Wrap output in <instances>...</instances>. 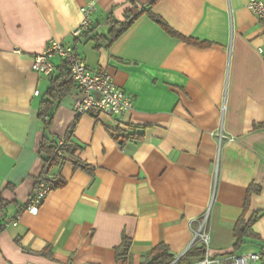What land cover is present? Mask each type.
<instances>
[{"label":"crops","instance_id":"1","mask_svg":"<svg viewBox=\"0 0 264 264\" xmlns=\"http://www.w3.org/2000/svg\"><path fill=\"white\" fill-rule=\"evenodd\" d=\"M152 1L0 0V264H144L160 244L175 263L200 246L192 233L207 212L211 258L262 252L264 264V25L247 0H158L151 12L196 46L140 14ZM92 2L91 29L74 38ZM136 15L109 41L110 22ZM53 40L108 73L132 110L76 117L74 86L45 130L41 103L62 61L48 79L31 67ZM115 131L131 138L121 146ZM69 135L82 149L47 175L65 186L27 214L42 140ZM243 213L259 217L235 249Z\"/></svg>","mask_w":264,"mask_h":264},{"label":"built area","instance_id":"2","mask_svg":"<svg viewBox=\"0 0 264 264\" xmlns=\"http://www.w3.org/2000/svg\"><path fill=\"white\" fill-rule=\"evenodd\" d=\"M246 8L264 25V0H247ZM97 8L95 3H89L81 9L82 20L79 27L73 32L74 38H80L87 33L92 26V19ZM60 59L69 70L70 78L77 92L73 96L74 113L76 117L83 116H115L121 117L130 112L133 108L131 96L120 90L114 83L113 78L102 70L90 69L84 59L78 55L73 46H66L57 41H50L44 52L36 56L32 63V71L47 79L54 74L53 59ZM35 96L39 93L35 92ZM49 117L45 116L44 121L48 122ZM60 142L56 145L59 149L64 147ZM60 156V153H58ZM47 177L39 178L34 190L25 204L24 211L27 214L36 215L41 205L45 202L53 187L48 183ZM208 212L200 221L198 230L193 234L190 246L199 244L204 248V257L201 264H258L262 252L244 255H228L222 259H213L209 254V235L207 234ZM18 217L11 223L15 225Z\"/></svg>","mask_w":264,"mask_h":264},{"label":"trees","instance_id":"3","mask_svg":"<svg viewBox=\"0 0 264 264\" xmlns=\"http://www.w3.org/2000/svg\"><path fill=\"white\" fill-rule=\"evenodd\" d=\"M158 0H153L149 4V8L147 10L141 11L140 14L145 13L151 20L152 22L156 23L159 25L163 31H165L169 36L172 38L179 39L183 41L184 43L187 44H193L196 46H204V44L197 43L191 39H187L173 31L166 23L163 21L159 16L153 14L151 12V8L153 5ZM138 15L134 17H126V21L121 23V22H110V28H109V41L115 40L117 37H119L133 22ZM90 31V30H89ZM88 31V32H89ZM87 32V33H88ZM87 33L82 35L81 37L85 36ZM80 37V38H81ZM77 38V39H80ZM58 69V75L51 79L49 81V86L45 94V99L41 103V108H40V114L39 118L44 122L45 125V130H48L51 126L52 123V114L60 102L67 97L71 91L74 89V85L72 83V80L70 78L69 70L66 67V65L61 62V66ZM47 116L49 117V121L45 122L44 117ZM263 125H260V127H263ZM111 136L115 141H118L119 144L122 146L124 142L128 139L131 138V135H125L121 131H115L111 133ZM65 146L61 149H59L56 145V143H53L49 141L48 138L44 137L40 144L39 148V154L43 162V174L39 177H47L48 173L52 168L59 166L65 162L64 157L66 155L72 156L74 155L75 152L78 150L82 149V146L77 145L76 143L70 141V135L68 136L67 140L64 142ZM60 153V156L58 155ZM77 166L81 168L84 172L87 174H91V168L89 166L78 163ZM48 182L52 187L53 190L59 189L65 186V182L63 180H57L55 183L51 180ZM255 190L254 188H249L248 194L250 192H253ZM1 205V201H0ZM247 203L245 204L244 208V213L247 211ZM240 217V219L237 220V222L234 225V238H235V243H234V248L238 249L241 244L244 243V239L246 237L252 236V231L251 228L254 223L258 220L259 214H254V216L251 217V219L247 222H245L244 217L245 215ZM3 224L2 220L0 219V232L2 231ZM130 242L127 240L123 241V248L127 252V249L129 248ZM204 257V248L199 246L195 247L193 246L189 251H187L184 256H182L179 260H176L174 263V257L169 253V249L167 246L164 244L158 245L156 248L152 250V252L149 254L148 260L144 264H189L191 263L192 260H202Z\"/></svg>","mask_w":264,"mask_h":264},{"label":"bare ground","instance_id":"4","mask_svg":"<svg viewBox=\"0 0 264 264\" xmlns=\"http://www.w3.org/2000/svg\"><path fill=\"white\" fill-rule=\"evenodd\" d=\"M89 37V36H88Z\"/></svg>","mask_w":264,"mask_h":264}]
</instances>
